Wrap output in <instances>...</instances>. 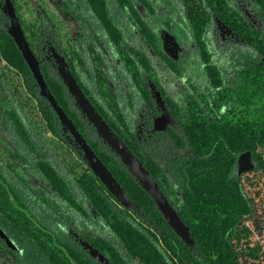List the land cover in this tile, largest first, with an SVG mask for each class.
Here are the masks:
<instances>
[{
	"label": "trees",
	"instance_id": "16d2710c",
	"mask_svg": "<svg viewBox=\"0 0 264 264\" xmlns=\"http://www.w3.org/2000/svg\"><path fill=\"white\" fill-rule=\"evenodd\" d=\"M136 2L155 13L151 0H42L38 6L25 0L27 15L18 0L15 6L51 92L142 214L116 200L66 137L8 33L9 19L0 3V148L7 159L0 162V230L20 250L9 249L0 237V264H102L82 248L71 229L113 264H151L130 250L116 224L132 227L150 244L148 251L158 249L162 264H263L262 230L249 221L264 212V189L257 204L259 191L256 198L251 195V175L239 178L236 162L241 153L251 151L257 163L252 174L264 182V0H180L206 67L205 88L199 89L205 100L185 105L183 135L167 136L158 146L139 142L133 131L136 119L123 102L126 94L148 98L141 73L149 62L126 41L128 20L135 23L137 18ZM216 19L239 39L222 41L214 28ZM141 20L142 34L150 37ZM103 44L110 52L119 51L130 72L125 84L129 93L118 91L120 105L105 102L117 93L99 68L96 83L90 85L93 55L101 57L97 52ZM52 46L66 57L87 97L178 208L194 238L193 248L168 226L153 199L80 113L55 62L47 58ZM36 107L45 120L40 128ZM156 149L168 172L156 161ZM186 149L187 154L181 153ZM88 177L97 180L92 189L84 185ZM92 191L107 202L108 215L96 207Z\"/></svg>",
	"mask_w": 264,
	"mask_h": 264
},
{
	"label": "flooded vegetation",
	"instance_id": "af4514ba",
	"mask_svg": "<svg viewBox=\"0 0 264 264\" xmlns=\"http://www.w3.org/2000/svg\"><path fill=\"white\" fill-rule=\"evenodd\" d=\"M151 1L155 13H152L141 3L136 2L137 18L135 19V23L133 20H128L130 30L129 34L126 35L127 43L131 47H135L136 53H144L149 62L148 70L142 71V68H140L142 71V89L146 92L148 98L132 94L134 96V99H132L129 94H126V97H123V102L124 106H127L126 111L130 115L133 114L136 119L133 131L139 142L141 144H148L151 141V143L154 142L158 146V144H162L160 141L165 140L167 136L170 137V135L174 134L177 136L183 135L181 126V120L184 116L183 107L190 103L196 104L205 100L204 96H199V89L205 88L207 75L206 67L202 63L197 43L189 30L184 6L180 0H169L168 2L162 0ZM163 14L165 16H162ZM142 18L147 23V32H150V37L142 34ZM216 22L217 19L214 28L216 33L222 38V41L239 39L236 32L230 27L232 33L224 32L218 28ZM143 33L145 34L144 31ZM115 49L110 52L107 46L103 44L100 46L99 52H97L101 54V57L96 58L95 54L93 55L94 60L92 59L91 62L93 76L90 78V85L92 87L96 83L94 73L99 68L103 72V76L107 78L109 89L117 93V96H114L113 99L107 98L105 102L107 104L108 102H115L120 105L121 101L118 98V91L122 88L126 93H129L127 91L129 88L125 84L129 82L130 72L126 68L119 51ZM58 51L62 53L60 50ZM47 58L49 61H54L51 56V48L50 55ZM155 90L160 92L171 112L172 123L169 122L166 128L162 130L156 129V126L160 125V123L156 124V121L166 116L165 112L159 107L157 98L154 96ZM133 102L137 103L135 109L132 108ZM64 134L71 141L68 134L65 132ZM101 142L103 145H106L102 140ZM177 151L179 152V149ZM187 151L186 149L181 151V153L187 154ZM154 156L164 171L168 172L167 162L160 158L158 149L155 150ZM173 206L178 210L175 205ZM70 233L79 243L81 240H86L79 232L73 229L70 230Z\"/></svg>",
	"mask_w": 264,
	"mask_h": 264
},
{
	"label": "water",
	"instance_id": "95a60500",
	"mask_svg": "<svg viewBox=\"0 0 264 264\" xmlns=\"http://www.w3.org/2000/svg\"><path fill=\"white\" fill-rule=\"evenodd\" d=\"M3 12L9 19L8 33L13 38L24 60L29 66L36 84L39 88V94L47 100L53 111L56 113L65 133L71 140V143L77 147L84 162L90 168L94 176L105 186V188L116 198L124 207L142 214V210L136 204L124 187L114 176L112 171L99 157L96 151L88 143L85 136L79 131L74 121L59 104L41 69V61L38 59L32 49L22 24L17 14L14 0H3ZM219 28L227 33L232 30L221 21H218ZM167 49V48H166ZM168 50V49H167ZM51 56L55 61V66L63 84L66 86L68 93L75 101V105L80 113L95 128L98 137L114 152L120 159V162L127 168L129 173L134 177L136 182L149 194L155 202L158 210L163 215L168 226L175 234L190 248H193L195 241L188 225L182 219L180 212L172 205L168 197L164 194L158 182L152 176L150 171L145 167L141 159L132 151V149L123 141V139L111 128L110 124L104 119L100 112L87 97L75 75L72 73L66 57L55 47H51ZM155 97L159 107L165 112V116L156 121L157 130L165 129L169 122L172 123L171 112L166 105L159 91L155 90ZM257 163L253 158L251 151H245L238 156L236 162V173L239 178L244 174L254 171ZM0 237L6 243L9 249L20 251L14 240L7 235L4 230H0ZM82 247L86 249L89 255L102 264H113L110 259L104 255L98 248L86 240L80 241Z\"/></svg>",
	"mask_w": 264,
	"mask_h": 264
},
{
	"label": "rangeland",
	"instance_id": "374dc122",
	"mask_svg": "<svg viewBox=\"0 0 264 264\" xmlns=\"http://www.w3.org/2000/svg\"><path fill=\"white\" fill-rule=\"evenodd\" d=\"M18 1L21 4H23L24 12L27 15L28 14V5L25 3V0H18ZM14 2H15V0H14ZM41 2H42V0H31V3L33 4L32 6H38V4L41 3ZM0 3L3 5L4 1L0 0ZM218 21H221V20L217 19V22H216L217 26L219 28ZM222 23H224V22H222ZM20 81L22 82V79H20ZM21 87L22 86L19 87L20 88L19 89L20 92L22 91ZM41 113H43V111H41ZM41 113H40L39 108L36 107V115L37 114L39 115V117L36 120V122L39 124V128L42 127V123H45V120L42 118ZM45 134L47 135L46 137H50L51 136V134L49 133L48 129L45 131ZM0 162L1 163H6L7 162V159L5 157V152L3 151L2 148H0ZM250 175H251L252 183H250V185H247L248 191H250L251 195H253L254 198H256L257 191H259L260 198H257L256 202H257V204L258 203L260 204V202L262 201V198H263L261 196L260 189H264V182H262L261 179L257 180V178H258L257 177L258 176L257 173L256 174H252V172H250ZM96 183H97L96 178L88 177V180H87V182L84 183V185L85 186L87 185L89 189H92ZM91 199L93 200V202L95 203L96 207H98L99 211L103 215H108L109 212H108L107 202L106 201L104 202L99 197L97 192L92 191ZM249 223L251 225L255 226V227L258 226V228H260L262 230L261 233H262V235L264 237V212H262L261 215H258L256 213L254 215V218L251 219L249 221ZM116 227H117V229H119L118 234L121 236L122 239H125L128 247L130 248V250L132 252H136L137 255L143 254L144 255L143 259L145 261L150 262L151 264H162L163 263V261L160 260L159 257H157V250L158 249H152L151 251H148V249L150 248V244L140 234L136 233L132 227H129L127 225H122V224L121 225L116 224ZM147 251H148V253H147ZM263 264H264V262H263Z\"/></svg>",
	"mask_w": 264,
	"mask_h": 264
}]
</instances>
